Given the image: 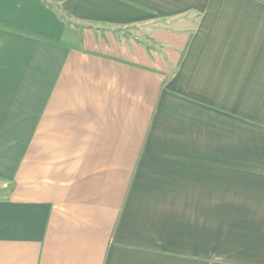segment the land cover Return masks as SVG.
<instances>
[{
  "label": "crops",
  "instance_id": "1",
  "mask_svg": "<svg viewBox=\"0 0 264 264\" xmlns=\"http://www.w3.org/2000/svg\"><path fill=\"white\" fill-rule=\"evenodd\" d=\"M0 264H264V0H0Z\"/></svg>",
  "mask_w": 264,
  "mask_h": 264
}]
</instances>
